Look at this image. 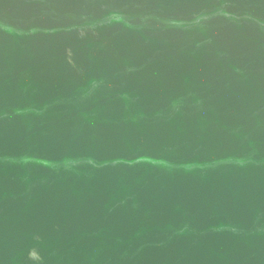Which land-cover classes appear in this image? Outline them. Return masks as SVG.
I'll use <instances>...</instances> for the list:
<instances>
[{"label":"water","instance_id":"water-1","mask_svg":"<svg viewBox=\"0 0 264 264\" xmlns=\"http://www.w3.org/2000/svg\"><path fill=\"white\" fill-rule=\"evenodd\" d=\"M0 264H264V0H0Z\"/></svg>","mask_w":264,"mask_h":264}]
</instances>
